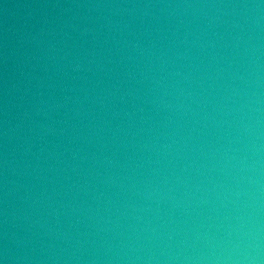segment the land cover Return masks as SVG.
<instances>
[{"label":"water","instance_id":"water-1","mask_svg":"<svg viewBox=\"0 0 264 264\" xmlns=\"http://www.w3.org/2000/svg\"><path fill=\"white\" fill-rule=\"evenodd\" d=\"M260 3L0 0L9 264H229L253 217L264 257Z\"/></svg>","mask_w":264,"mask_h":264},{"label":"clouds","instance_id":"clouds-1","mask_svg":"<svg viewBox=\"0 0 264 264\" xmlns=\"http://www.w3.org/2000/svg\"><path fill=\"white\" fill-rule=\"evenodd\" d=\"M261 6H264V0H261V3L259 5H230V7H243V8H259ZM257 121V125H258ZM253 128L252 125L248 126V131L251 132V129ZM258 162H253L252 165L249 166V170L255 171L256 170V164ZM249 184L256 183L259 184L258 179L253 180L252 178L248 179ZM237 195H240V192L236 193ZM257 211L259 208L258 203H256L255 198L252 205ZM259 221L255 217L251 219L250 226L247 233H241L237 236V242L231 243V247L227 249H221V256L222 258L229 262V264H264V257H262V250L261 245L259 243L260 236H259ZM246 235L248 239L251 241V243H245L242 239V237ZM12 259L9 255L8 248L5 247L3 251V255H0V264H9V260ZM217 259H220V257H217Z\"/></svg>","mask_w":264,"mask_h":264}]
</instances>
